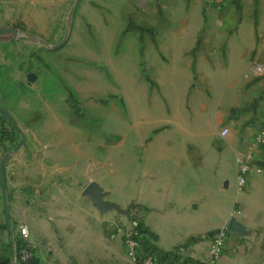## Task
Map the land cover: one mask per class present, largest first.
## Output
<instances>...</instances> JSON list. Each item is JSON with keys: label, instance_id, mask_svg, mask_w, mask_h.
<instances>
[{"label": "crops", "instance_id": "1", "mask_svg": "<svg viewBox=\"0 0 264 264\" xmlns=\"http://www.w3.org/2000/svg\"><path fill=\"white\" fill-rule=\"evenodd\" d=\"M49 1L0 0V26L18 30L16 36L0 33L1 55L28 31L44 32L46 20L55 19ZM127 1L141 4L130 19L140 21L144 14L148 27H126L122 6ZM191 1L78 0V20L120 22L116 32L95 25L103 36L118 38L117 52L140 55L155 49L165 68L185 71L183 91L171 88L167 107L159 112H146L143 119L134 113L133 124L119 127L116 141L105 144L127 147L134 158L133 195L117 178L111 180L110 169L94 160L89 148L77 147L76 127L37 126L43 136L14 148L13 134L9 131L7 139L1 128L6 211L0 192V264H22V250L38 264H126L116 226L133 221L154 235L160 250L181 246L180 262L203 260L209 233L225 225L233 206L241 210L237 220L244 231L226 233L213 264H264L263 147L252 151L245 188L233 184L238 154L264 120V0H213L219 7L211 8V16L205 2ZM157 5L168 14L166 21H181V27L152 28ZM190 68L197 69L195 80ZM48 133L68 135L60 140ZM89 180L106 192L103 198L126 211L98 210L82 194ZM19 224L26 227L25 237L18 234ZM15 238L26 247L16 250Z\"/></svg>", "mask_w": 264, "mask_h": 264}, {"label": "rangeland", "instance_id": "2", "mask_svg": "<svg viewBox=\"0 0 264 264\" xmlns=\"http://www.w3.org/2000/svg\"><path fill=\"white\" fill-rule=\"evenodd\" d=\"M202 1L209 16L211 8L219 7L213 4V0H198V3ZM49 2L50 14L55 19L46 20L44 32L36 36V32L30 30L17 37L13 46L5 48L7 54H0V107L8 112L16 125L0 110V129L7 130V139L11 131L14 148L43 136V133L36 132L37 126L76 127L77 147L89 148L94 160L105 163L110 169L111 180L117 178L122 190L133 195L137 191L133 180L136 172L134 158L129 155L127 147L119 149L114 143L109 148L105 144L115 142L118 128L132 125L134 117L143 119L146 112L165 109L170 89H177L179 94L183 91L181 81L186 73L177 66L165 68L164 63L161 65L157 56L162 53L155 49L140 55L139 51L135 54L117 52L118 38L103 36L95 25L103 23L116 32L118 22L78 20V0ZM127 3L122 6L128 18L125 19L126 27L137 24L148 27L144 14L140 15V21L130 19L133 8L141 7V4ZM178 8L182 9L184 5H178ZM156 10L157 20L151 21L152 28L181 27V21H166L164 17L168 14L158 5ZM208 19L212 28V17ZM28 71L35 74L30 81L25 78ZM189 71L195 80L197 69L190 68ZM171 78L177 81L173 85L168 84ZM45 135H56V139L61 140V136L68 133ZM84 141L89 144L85 146ZM124 152L128 153L123 160L120 157ZM233 184L236 188L235 181Z\"/></svg>", "mask_w": 264, "mask_h": 264}, {"label": "built area", "instance_id": "3", "mask_svg": "<svg viewBox=\"0 0 264 264\" xmlns=\"http://www.w3.org/2000/svg\"><path fill=\"white\" fill-rule=\"evenodd\" d=\"M225 131L226 128L223 127L220 133L223 134ZM257 146L264 148V120L254 132L246 148L238 155L234 180L238 190L245 188L246 175L251 167L252 151ZM240 213V208L233 206L230 210V217L237 219ZM116 230L124 247L126 264H213L222 251L225 236L228 232L222 226L209 233L207 255L203 260L189 259L188 261L180 262L179 256L182 255L181 246H174L168 251L160 250L155 243L154 235L148 229L136 225V221L126 225H117ZM18 234L22 237L26 236L24 224L18 225ZM28 255L26 250L21 251L19 257L22 264H25ZM12 261H15V258Z\"/></svg>", "mask_w": 264, "mask_h": 264}, {"label": "water", "instance_id": "4", "mask_svg": "<svg viewBox=\"0 0 264 264\" xmlns=\"http://www.w3.org/2000/svg\"><path fill=\"white\" fill-rule=\"evenodd\" d=\"M2 32H10L13 36L18 34V30L15 27L11 26H0V33ZM60 43V42H58ZM35 77V74L32 71H28L25 74V78L27 81L32 80ZM0 110L3 111L10 121L15 125L12 117L8 114V112L0 107ZM16 126V125H15ZM22 134V133H21ZM3 163L4 160H0V192L3 201V207L6 211V201H5V187H4V173H3ZM82 194L88 196L92 201V204L100 211L106 210L108 208H114L117 212H125L126 209L119 208L114 202L103 198L106 194L98 184L93 181L89 180L82 188ZM225 229L229 232H232L237 235H241L244 231V225L234 217H229L224 225Z\"/></svg>", "mask_w": 264, "mask_h": 264}, {"label": "trees", "instance_id": "5", "mask_svg": "<svg viewBox=\"0 0 264 264\" xmlns=\"http://www.w3.org/2000/svg\"><path fill=\"white\" fill-rule=\"evenodd\" d=\"M136 225L138 226H141L138 222H136ZM143 227V226H142ZM145 228V227H144ZM147 229V228H145ZM14 243H15V246H16V250H21L23 249L25 246V242L22 241L21 239L19 238H15L14 239ZM27 249V248H26ZM25 264H38V260L36 257L32 256L31 254L26 258L25 260Z\"/></svg>", "mask_w": 264, "mask_h": 264}]
</instances>
